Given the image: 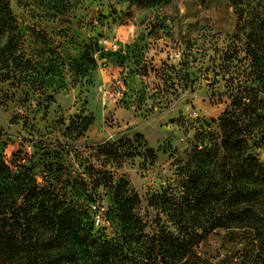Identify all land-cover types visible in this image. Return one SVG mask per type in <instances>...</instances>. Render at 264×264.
I'll use <instances>...</instances> for the list:
<instances>
[{
    "label": "rangeland",
    "instance_id": "1",
    "mask_svg": "<svg viewBox=\"0 0 264 264\" xmlns=\"http://www.w3.org/2000/svg\"><path fill=\"white\" fill-rule=\"evenodd\" d=\"M8 2L18 30L0 35V52L11 53L10 66L0 62V156L42 181L50 164L137 140L119 172L143 196L169 186L195 145L221 131L227 71L249 67L247 35L264 22V0ZM226 238L210 234L199 257L230 262Z\"/></svg>",
    "mask_w": 264,
    "mask_h": 264
},
{
    "label": "trees",
    "instance_id": "2",
    "mask_svg": "<svg viewBox=\"0 0 264 264\" xmlns=\"http://www.w3.org/2000/svg\"><path fill=\"white\" fill-rule=\"evenodd\" d=\"M17 30L0 0V35ZM247 38L249 67L227 71L221 131L195 145L169 186L143 196L119 172L139 154L137 140L106 141L77 164H50L42 181L19 158L13 167L0 156V264H264V22ZM10 60L2 47L1 65ZM218 230L230 262L198 255Z\"/></svg>",
    "mask_w": 264,
    "mask_h": 264
}]
</instances>
